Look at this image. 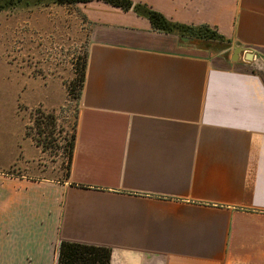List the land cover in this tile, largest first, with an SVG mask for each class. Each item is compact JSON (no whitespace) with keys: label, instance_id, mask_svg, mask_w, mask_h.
Returning a JSON list of instances; mask_svg holds the SVG:
<instances>
[{"label":"crops","instance_id":"crops-1","mask_svg":"<svg viewBox=\"0 0 264 264\" xmlns=\"http://www.w3.org/2000/svg\"><path fill=\"white\" fill-rule=\"evenodd\" d=\"M133 1L210 25L245 59L79 3L91 40L70 175L0 166V264H56L62 240L110 247V264H264V0Z\"/></svg>","mask_w":264,"mask_h":264},{"label":"rangeland","instance_id":"rangeland-1","mask_svg":"<svg viewBox=\"0 0 264 264\" xmlns=\"http://www.w3.org/2000/svg\"><path fill=\"white\" fill-rule=\"evenodd\" d=\"M78 4L23 0L0 9V166L8 172L69 178L78 74L91 40ZM215 44L211 55L234 54L231 44Z\"/></svg>","mask_w":264,"mask_h":264},{"label":"trees","instance_id":"trees-1","mask_svg":"<svg viewBox=\"0 0 264 264\" xmlns=\"http://www.w3.org/2000/svg\"><path fill=\"white\" fill-rule=\"evenodd\" d=\"M23 0H0V9L12 7ZM42 1V0H40ZM58 4H78L92 0H46ZM112 6L119 7L125 11L133 9L138 15L149 19L153 29L159 32L177 34L179 37H188L196 41L201 48L210 49L215 43L230 44L223 35L208 24L187 25L168 19L161 12L153 9L145 3L134 2L133 0H101ZM88 54L86 52L82 68L78 74L79 97L85 80L86 64ZM111 248L107 246L86 244L62 240L57 248L56 264H110Z\"/></svg>","mask_w":264,"mask_h":264},{"label":"water","instance_id":"water-1","mask_svg":"<svg viewBox=\"0 0 264 264\" xmlns=\"http://www.w3.org/2000/svg\"><path fill=\"white\" fill-rule=\"evenodd\" d=\"M184 41H189L190 39L188 38V37H183L182 38ZM241 51V47H238V46H236L235 47V49H234V54H233V58L234 59H236L237 58V56H238V53ZM249 54V56H248V58H252V52H248Z\"/></svg>","mask_w":264,"mask_h":264}]
</instances>
